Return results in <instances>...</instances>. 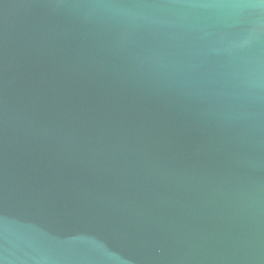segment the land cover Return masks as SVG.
Returning a JSON list of instances; mask_svg holds the SVG:
<instances>
[{"label":"water","instance_id":"water-1","mask_svg":"<svg viewBox=\"0 0 264 264\" xmlns=\"http://www.w3.org/2000/svg\"><path fill=\"white\" fill-rule=\"evenodd\" d=\"M0 264H264V0H0Z\"/></svg>","mask_w":264,"mask_h":264}]
</instances>
